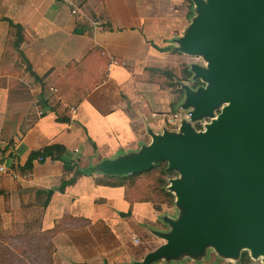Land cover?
Listing matches in <instances>:
<instances>
[{"label": "crops", "instance_id": "0c3cea01", "mask_svg": "<svg viewBox=\"0 0 264 264\" xmlns=\"http://www.w3.org/2000/svg\"><path fill=\"white\" fill-rule=\"evenodd\" d=\"M188 7L183 0H0V163L27 174L0 175V233L59 226L52 264H134L165 243L158 234L170 231L164 218L175 205L128 201L123 187L99 183L105 175L96 166L148 146L149 132H164L160 116L177 111L176 95L147 69L171 67L180 80L187 56L172 51L189 25ZM9 22L23 32L18 49ZM55 144L74 173L90 166L95 173L61 193L63 163L33 161L21 173L30 153ZM49 190L43 207L37 192Z\"/></svg>", "mask_w": 264, "mask_h": 264}, {"label": "water", "instance_id": "95a60500", "mask_svg": "<svg viewBox=\"0 0 264 264\" xmlns=\"http://www.w3.org/2000/svg\"><path fill=\"white\" fill-rule=\"evenodd\" d=\"M193 2L195 15L176 50L204 59V67L190 70L208 86L181 85L180 106L196 121L224 107L203 131L182 122L177 132H149L151 143L139 152L96 166L123 176L166 162L180 177L168 184L178 219L164 218L170 231L158 236L165 243L134 264L196 256L207 247L231 259L242 249L252 259L264 256V0Z\"/></svg>", "mask_w": 264, "mask_h": 264}, {"label": "trees", "instance_id": "16d2710c", "mask_svg": "<svg viewBox=\"0 0 264 264\" xmlns=\"http://www.w3.org/2000/svg\"><path fill=\"white\" fill-rule=\"evenodd\" d=\"M189 5L187 21L191 22L194 13L193 0H183ZM10 27L14 29L15 40L13 46L15 49L23 43L24 35L20 26L13 25L9 22ZM172 53L181 54L178 50H173ZM172 68L166 67L161 70L147 69V72L152 75H158L161 78V87L168 88L176 95V100L172 103L174 110L183 100L184 92L181 85L175 84V79L171 74ZM34 76V75H33ZM37 79V78H36ZM170 79V80H168ZM204 126L198 125L196 131H203ZM65 148L60 145H51L43 148L40 151L30 153L21 173L31 169L32 162L38 161L43 163L45 159L51 161H59L63 163V175L59 186V192L70 185H73L80 175H91L95 173V168L90 166L85 170L77 169L72 171L71 161H64ZM71 174V177H70ZM175 171H167L166 162H158L153 168L144 173L130 175H105V180L99 181L104 185L111 187H123L126 191V199L128 201L150 202L154 208L158 209L161 205L171 207L175 204V196L168 191L169 180L176 178ZM146 179L149 182L145 187L140 188L136 184ZM45 195V201L42 206H46L52 195V191L37 192ZM59 230V226L54 227L50 231L41 233H27L21 235H11L8 232L0 233V264H52V255L54 246L51 242L52 237ZM239 264H251L252 259L248 252L241 251L237 259Z\"/></svg>", "mask_w": 264, "mask_h": 264}, {"label": "rangeland", "instance_id": "374dc122", "mask_svg": "<svg viewBox=\"0 0 264 264\" xmlns=\"http://www.w3.org/2000/svg\"><path fill=\"white\" fill-rule=\"evenodd\" d=\"M188 24H190V22ZM187 28H188V25H187ZM184 56H186V55H184ZM203 63L205 64V61L202 57H189V56H187L186 59H184V61L182 62V64H179L177 67L176 74L178 77H180V80H178L175 77L174 68H172L171 74L175 79V84H177V86H179V84L184 85L193 91H195L199 88L206 89L208 84L202 83L199 80H193V74L190 70V67H192V66L204 67L205 65H203ZM168 80H170V79H168ZM223 107H224V105L218 106L216 109H214L212 111L211 117H208V116L202 117L201 119H199L197 121L191 120V118H190V112L192 111V109H183V108H181L180 105L176 107L177 109L176 108L175 109L177 110L176 113H178V115L180 117V122H187L190 125V127H192L193 129L196 130L198 125H201L203 127L206 124H209L212 120H214L217 117V115L220 113V111ZM161 126H163L162 128L164 131H169V132L175 131L174 127H170L164 123H162ZM178 178H180V177H177V179ZM148 182H149L148 180L143 179V180H140L136 185L140 186V188H143L146 186V184ZM176 210H177V213H175V214L172 211H171L172 214L169 212V214L171 215V216H169L170 219L174 220L176 214L178 216L175 219H178L180 212L178 211V209H176ZM172 216H174V217H172ZM166 217H168V215ZM145 244H146V246H148L147 243H145ZM151 247L152 248H150L151 249L150 251L157 249L158 247H160V245H159V243H157V244L155 243ZM242 250L244 251V249H242ZM144 257L138 258V256H136V259H141L140 262H142ZM251 259H252V257H251ZM181 260H182L183 264H224L226 261H229L230 264H239L237 262V259L225 258L221 254L216 252L213 249V247L205 248L203 253L200 255H196V256H190L189 255L188 256V255H185V253H182V254H180V257H178V258L165 257L160 261H162L164 264H173L174 262H180ZM157 262H156V264H157ZM251 264H264V256H260L258 258L252 259Z\"/></svg>", "mask_w": 264, "mask_h": 264}, {"label": "built area", "instance_id": "2783aa9c", "mask_svg": "<svg viewBox=\"0 0 264 264\" xmlns=\"http://www.w3.org/2000/svg\"><path fill=\"white\" fill-rule=\"evenodd\" d=\"M75 13V12H73ZM204 65V63H203ZM55 92V90H53ZM161 118V122L170 126V127H174L175 131L177 132L181 123L180 122V117L178 115V113H168V114H162L160 116ZM174 131V132H175ZM4 174H9L11 176L12 179L16 180L18 178L21 179H25L27 177V174H22V175H18L15 172H12L10 170H8V168H6L4 166V164L0 163V175H4ZM224 264H230L229 261H226Z\"/></svg>", "mask_w": 264, "mask_h": 264}]
</instances>
